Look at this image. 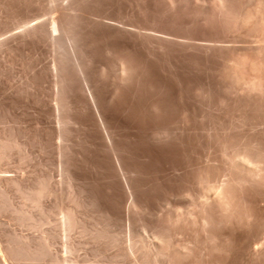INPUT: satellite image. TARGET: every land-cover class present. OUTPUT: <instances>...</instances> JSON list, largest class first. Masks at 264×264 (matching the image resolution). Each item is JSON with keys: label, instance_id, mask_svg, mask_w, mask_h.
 I'll use <instances>...</instances> for the list:
<instances>
[{"label": "bare ground", "instance_id": "6f19581e", "mask_svg": "<svg viewBox=\"0 0 264 264\" xmlns=\"http://www.w3.org/2000/svg\"><path fill=\"white\" fill-rule=\"evenodd\" d=\"M182 5L225 35L164 33L145 0H0V264L264 263V225L242 232L264 212V78L214 87L205 59L264 58V0ZM164 43L199 54L196 85L167 84Z\"/></svg>", "mask_w": 264, "mask_h": 264}, {"label": "rangeland", "instance_id": "374dc122", "mask_svg": "<svg viewBox=\"0 0 264 264\" xmlns=\"http://www.w3.org/2000/svg\"><path fill=\"white\" fill-rule=\"evenodd\" d=\"M147 3L156 2L162 10L161 29L164 33L191 39H202L205 36L209 38H222L225 35V29L220 21H214L209 24H201L193 9L187 8L182 5V0H177L178 10L177 13L168 17L166 14L163 3L164 0H145ZM210 4H208L209 6ZM164 51V59L170 64H177L183 68L176 71L174 76H166L168 85H196L197 79L201 75V69L198 65L199 54L196 53L194 58L191 59L186 56V53L179 48H174L169 44H162ZM220 47L210 48L207 56L206 75L209 84L214 87H219L223 81L230 79H238L239 81H246L253 78H264V58L255 55L254 53H241L233 51H220ZM17 76V75H16ZM1 85V83H0ZM197 154H201L197 149ZM246 210L253 217L256 226L245 227L242 232L256 238L264 225V212L259 204L249 202ZM5 221V219H3ZM25 234L29 232L24 231ZM56 249H60V243L56 245ZM240 262L237 264H254L246 253ZM99 264H116L108 259H100ZM78 264H88V259L85 250H81L78 254ZM264 264V263H263Z\"/></svg>", "mask_w": 264, "mask_h": 264}]
</instances>
